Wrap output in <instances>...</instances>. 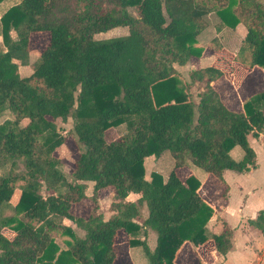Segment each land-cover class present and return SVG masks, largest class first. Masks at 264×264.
<instances>
[{
	"label": "trees",
	"instance_id": "trees-1",
	"mask_svg": "<svg viewBox=\"0 0 264 264\" xmlns=\"http://www.w3.org/2000/svg\"><path fill=\"white\" fill-rule=\"evenodd\" d=\"M212 13L219 18L217 32L244 26L235 54L216 37L197 42ZM116 27H127L128 34L94 38ZM35 33L48 39L34 71L21 77ZM0 38V113L11 115L0 123V264H115L119 230L149 264H174L185 241L196 248L212 242L220 255L232 248L228 227L220 234L206 228L214 212L199 194L198 179L181 180L175 170L190 162L224 184V170L255 167L248 136L264 133V91L234 112L213 84L225 74L264 71V0H17L0 16ZM207 48L212 64L189 70L186 78L175 69ZM69 116L78 153L66 175L57 154L66 136L56 121ZM121 125L124 133L107 142L106 130ZM236 146L243 152L239 161L230 156ZM165 151L173 160L166 180L155 172L147 179L145 159ZM85 182L92 183L93 206L77 215L72 206L85 199ZM108 187L111 215L104 219L98 192ZM16 190L20 196L12 205ZM130 193L139 196L136 201L126 200ZM248 224L264 238V209ZM4 229L14 236L7 238ZM147 230L156 235L153 250L141 240Z\"/></svg>",
	"mask_w": 264,
	"mask_h": 264
},
{
	"label": "crops",
	"instance_id": "crops-1",
	"mask_svg": "<svg viewBox=\"0 0 264 264\" xmlns=\"http://www.w3.org/2000/svg\"><path fill=\"white\" fill-rule=\"evenodd\" d=\"M15 1L17 0H7L0 4V16ZM213 15L215 16L214 18H212ZM211 18L214 31L211 33L210 37L203 42H200L198 39L200 33L196 37L197 42L200 45H205L212 38L216 37L225 51L230 54H235L246 33L244 26L238 24L233 29L224 27L217 32L215 24L219 22V18L213 13L206 16L208 24L206 28L211 25L208 21V19ZM107 32L118 34L122 37L128 34V29L127 27H116ZM35 35H45L48 39L47 33H35ZM96 36L97 35L94 37L96 38ZM234 42H236L235 46ZM213 61L214 55L212 51L207 48L204 50L201 58H192L187 65L175 66V69L178 72L180 71L179 69L188 72L191 69L196 70L212 64ZM213 88L219 94L222 103L227 109L234 112H240L243 110V103L246 99L259 91H264V71L259 67H255L251 71L239 75L232 76L225 74L213 84ZM248 142L255 153V167L243 173L224 170L222 173L224 184L222 185H225V193H223V189L221 193L220 190H218L215 194H211L207 185L209 182L212 183L213 179L208 176L200 179L196 174H192V172H194V165L190 162L187 163L186 167L175 170L177 176L181 180H184L188 175H193L198 179L200 182L199 194L214 212L211 219L207 222L206 228L210 233L220 234L224 227H228L232 231V248L225 255H220L214 250L212 242H207L203 246L196 248L191 242L185 241L174 257V264H197L198 262L202 264H264V238L258 230L253 229L248 224V220L253 219L261 209H264V185L260 181L262 174L259 179L253 174L258 166L257 148L262 151L264 158V133L257 138H253L249 135ZM230 156L235 161H239L243 157V152L238 146H236L230 151ZM159 158L160 157L157 159ZM171 167L169 171L171 170ZM169 171L167 172V175ZM262 178L264 180V175ZM254 181L256 183H253ZM86 183L87 182L84 183L85 186ZM85 195L86 197L89 196L87 194ZM112 196L113 189L111 187L102 189L98 192V211L101 212L104 219H107L111 215L108 207ZM138 197L137 194L130 193L126 200L134 202ZM77 205L78 203L74 204L72 209L77 215H82L79 213L83 208L80 207L77 211ZM70 225L76 235L82 238L84 234L80 232V229L76 228L72 223H70ZM4 230L3 234L7 238L11 239L14 236L12 231L7 230L11 233V236L8 237ZM143 239H145L148 248L153 250L156 245L155 233L151 230H147L145 238L141 237V240ZM118 243H120V247H118ZM114 247L117 250L115 264H149L144 259L143 251H139L137 255H133V251H135L134 248L136 247L131 248L128 246V236L123 230L117 232L114 240Z\"/></svg>",
	"mask_w": 264,
	"mask_h": 264
},
{
	"label": "rangeland",
	"instance_id": "rangeland-1",
	"mask_svg": "<svg viewBox=\"0 0 264 264\" xmlns=\"http://www.w3.org/2000/svg\"><path fill=\"white\" fill-rule=\"evenodd\" d=\"M129 12L132 15H136L135 10L129 9ZM215 16L213 15L212 18H214ZM212 18L208 19V21L211 23V25H209L208 28H205L201 34L200 37H198L200 42H203L205 39H208L211 35V33L214 31V27L212 25ZM11 36L13 38H16L15 33L11 32ZM116 37H121L118 34H113V33H109V32H104V33H99L96 36V40H103V39H111V38H116ZM47 41V37L45 35H35L32 34L30 37V45H29V59H28V64L26 66H19V75L21 77H26L28 75H30L34 69L36 68L37 64H38V55L40 53V51L42 50V48L44 47L45 43ZM238 41V40H237ZM236 41V42H237ZM236 42H234V46L236 45ZM5 48L3 47V44L1 42L0 39V52L4 51ZM179 73L186 78V73L187 71H184L183 69H179ZM199 90L197 89V87H193L191 90L193 99L195 102H197L198 98H197V94H198ZM11 115L8 111H4L2 113H0V123L3 122L6 119H10ZM26 123V120L21 122V126H23ZM73 126V119L71 118V116H69L67 118L66 121H61V120H57L56 121V127L58 129V132L61 135L66 136L65 139V143L60 146L57 149V154L58 156L61 158L62 160V165L60 167L61 171L68 175L69 172H71V170L73 169V162L74 160L77 158V147L74 143V139L71 135H69V131L72 129ZM125 131L124 126H118V127H112L106 130L105 132V139L107 142L116 139L117 137H119L121 134H123ZM258 150V166L257 168L254 170L253 174H255V176L258 177V179L262 177L264 175V158H263V153L261 150ZM173 163V160L171 158V156L169 155L168 151L163 152V154L160 156L159 159L154 158V157H148L145 160L144 163V167H145V174H146V178L149 179L150 178V174L155 172L160 174V176L163 178V181L166 179L167 176V172L169 171L171 165ZM7 168H9V166L6 167L5 170H7ZM194 168V172H192V174H196L200 179H202V177H210L213 179L212 183L209 182L208 186V190L211 192V194H215L216 191L220 190L221 191L224 189L225 185L223 186L222 183L220 181H218L216 178H214L212 175L204 172L202 169L193 166ZM17 172L22 171V167L18 164L17 168L15 169ZM236 173V172H235ZM261 177V183L264 185V180ZM253 183H256L255 181ZM221 186V188H220ZM262 187V186H261ZM91 189H92V183L87 182L85 189H84V193L89 195L87 197H85V199L83 201H81L80 203H78L77 205V211L80 209V207L83 208V210L79 213L82 215H87L91 209V207L93 206L91 199H90V193H91ZM260 192V190H259ZM41 194H45L44 189L42 188L41 190ZM18 196H20V191L17 190L15 191L12 199H11V204L16 203ZM112 199V198H111ZM99 213H101L100 211H98ZM141 212V216L142 218H144L147 214V209L146 206L143 205L140 209ZM65 224H69L70 223L66 220H64ZM76 230V229H75ZM5 234L10 237L11 233L8 232L7 230H4ZM78 232V231H77ZM80 232L83 234L82 230H80ZM57 243L60 245V247L64 248V246L62 245L61 239L57 238L56 239ZM126 246V245H125ZM118 247H120V243H118ZM135 251H133V255H137L138 252L142 251L140 247H136L134 248ZM144 255V259L148 262V259L146 258L145 254Z\"/></svg>",
	"mask_w": 264,
	"mask_h": 264
}]
</instances>
